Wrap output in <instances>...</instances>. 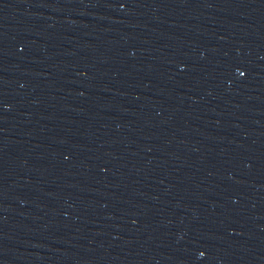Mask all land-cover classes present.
<instances>
[{"label": "water", "instance_id": "obj_1", "mask_svg": "<svg viewBox=\"0 0 264 264\" xmlns=\"http://www.w3.org/2000/svg\"><path fill=\"white\" fill-rule=\"evenodd\" d=\"M0 264H264V0H0Z\"/></svg>", "mask_w": 264, "mask_h": 264}]
</instances>
